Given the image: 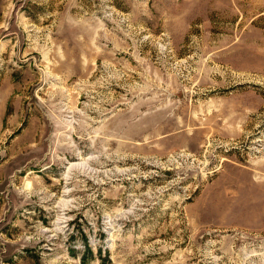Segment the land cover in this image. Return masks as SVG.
Wrapping results in <instances>:
<instances>
[{
    "label": "rangeland",
    "instance_id": "rangeland-1",
    "mask_svg": "<svg viewBox=\"0 0 264 264\" xmlns=\"http://www.w3.org/2000/svg\"><path fill=\"white\" fill-rule=\"evenodd\" d=\"M0 264H264V0H0Z\"/></svg>",
    "mask_w": 264,
    "mask_h": 264
}]
</instances>
